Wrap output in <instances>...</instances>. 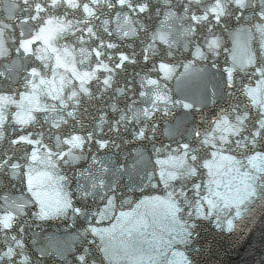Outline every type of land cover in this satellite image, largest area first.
Masks as SVG:
<instances>
[{
	"label": "water",
	"instance_id": "water-1",
	"mask_svg": "<svg viewBox=\"0 0 264 264\" xmlns=\"http://www.w3.org/2000/svg\"><path fill=\"white\" fill-rule=\"evenodd\" d=\"M0 264H264V0H0Z\"/></svg>",
	"mask_w": 264,
	"mask_h": 264
}]
</instances>
